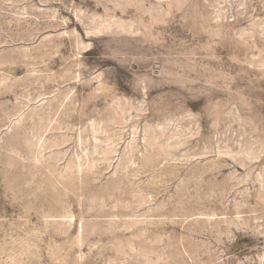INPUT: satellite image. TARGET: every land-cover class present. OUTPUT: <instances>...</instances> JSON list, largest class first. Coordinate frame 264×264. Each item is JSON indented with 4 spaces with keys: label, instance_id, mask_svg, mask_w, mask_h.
Segmentation results:
<instances>
[{
    "label": "rangeland",
    "instance_id": "1",
    "mask_svg": "<svg viewBox=\"0 0 264 264\" xmlns=\"http://www.w3.org/2000/svg\"><path fill=\"white\" fill-rule=\"evenodd\" d=\"M0 264H264V0H0Z\"/></svg>",
    "mask_w": 264,
    "mask_h": 264
}]
</instances>
